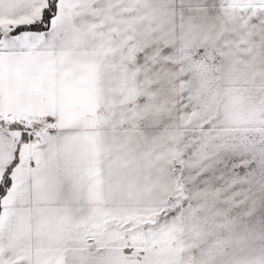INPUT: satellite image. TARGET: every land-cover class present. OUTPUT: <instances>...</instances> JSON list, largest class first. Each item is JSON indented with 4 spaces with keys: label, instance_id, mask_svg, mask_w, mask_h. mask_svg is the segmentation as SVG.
I'll return each instance as SVG.
<instances>
[{
    "label": "snow or ice",
    "instance_id": "6c2138e0",
    "mask_svg": "<svg viewBox=\"0 0 264 264\" xmlns=\"http://www.w3.org/2000/svg\"><path fill=\"white\" fill-rule=\"evenodd\" d=\"M0 264H264V0H0Z\"/></svg>",
    "mask_w": 264,
    "mask_h": 264
}]
</instances>
